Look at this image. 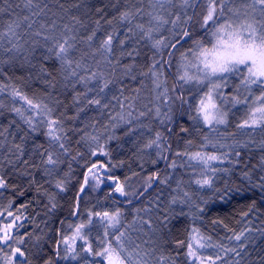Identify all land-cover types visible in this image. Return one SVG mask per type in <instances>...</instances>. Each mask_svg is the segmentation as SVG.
<instances>
[{
    "label": "snow or ice",
    "instance_id": "1",
    "mask_svg": "<svg viewBox=\"0 0 264 264\" xmlns=\"http://www.w3.org/2000/svg\"><path fill=\"white\" fill-rule=\"evenodd\" d=\"M144 2L99 0L97 4H89L87 0H54L50 7L49 0H0V75H4V65H12L27 72V79H32L35 73V78L47 86L45 94L38 98L35 95L30 97L16 84L0 81V96L7 93L12 101L9 111L19 118V122L13 119L7 126L0 125V152L6 150V154L0 155V189L10 186L3 173L4 162L21 177H29L31 173L27 169L39 167L31 161V155L35 154L40 158L45 176L50 178L48 183L61 192L66 191L70 172L60 177L59 165L71 154L68 132L83 131L66 128V122L80 119V114L88 109L98 110L103 115L111 100L119 101L120 96L112 94V86L118 80L117 72L135 80L136 60L141 54L138 45L150 42L153 55L146 71L141 69L140 75L151 77L155 99L167 109L162 112L159 106L155 108L160 123L173 124L176 117H187L192 122V130L200 131V125H203L210 132L217 133L215 137L204 134L198 151H189L193 141H185V150L175 152L168 167H184V164L178 165L176 159L184 157L194 176L189 183L199 189H213L220 193L221 201L230 199L233 194L258 190L264 201V139L257 145L261 152L259 163L251 168L245 164L241 170V181L248 185V189L233 188L227 182L223 189L215 185L217 173L232 172L231 168L216 167L215 163L240 165L244 161V150L249 149L250 144L256 145L252 134L264 133V0H147L151 8L147 12ZM81 9L85 10L83 14H74ZM144 16L148 17L146 23L140 22ZM42 18H48L50 23L41 22ZM104 25L108 27L104 28ZM166 25L171 26L167 29L171 39L157 38L156 34ZM102 28V34L98 35ZM39 50L43 51L38 58ZM49 61L53 62L50 67L47 66ZM173 68L175 71L170 74L174 81L169 86L166 73ZM18 79L24 81L25 77ZM58 85L64 89L72 88L74 115H56L57 108L63 103L53 94ZM78 86L82 90H78ZM228 89L231 91H226ZM119 92L123 95L122 88ZM238 106H243L244 116L236 123V128L243 130L250 139L241 141L235 138L236 133H230L227 135L233 142L224 143L227 136L219 131V126L228 125L229 113ZM120 107L124 108L123 102ZM128 107H132L131 103ZM5 108L7 105L0 99V115ZM150 112L151 108L141 111L136 119ZM116 119L109 116V122ZM119 120L132 124L122 114ZM176 126L178 132L171 127L166 129L168 136L180 138L181 133H190L189 127L178 123ZM13 127L15 131H11ZM139 127L151 131L148 125ZM136 131V127H129L125 135ZM36 134L47 138V146L35 142ZM116 138L108 136V140ZM30 139L34 145L31 152L27 148ZM85 139L97 143V147L91 149L92 156L98 152L109 155L104 146L99 145V136L84 133L77 143ZM166 141L165 133L157 131L143 147H155L157 155L168 160L163 152L170 151L171 145ZM209 146L216 151H206ZM225 148L228 151H219ZM68 167L71 170L70 163ZM256 168L261 174L254 180L252 170ZM105 169L106 165L95 162L88 167L71 210V216L79 222L68 224L70 235L62 229L54 230L58 238L49 237L53 246L47 250L44 246L46 233L20 232L24 228V224L17 223L21 220L18 214L21 209L17 208L14 213L11 211L12 201H9L8 206L0 211V264H60L61 261H74L75 264H241L242 253L247 254V244L241 242L242 237L247 239L245 233L252 229L228 237L241 242L238 247L213 242L212 236L196 225V221L202 218L204 207L193 199V194L179 180L172 189L175 194L171 195L167 207L161 208L157 196L155 219L150 206L133 209L136 215L130 222H126L125 211L119 206L101 211L93 208L82 213L80 201L85 185L91 179L95 181L93 190L99 188L104 183L100 173ZM108 179L113 182V192L108 196L115 193L127 198L130 195L143 196L157 182L169 185L171 177L152 173L138 194L127 192L125 183L118 177L109 176ZM33 183L34 178L29 180V184ZM41 187H37V192ZM44 194L48 197V213H53L58 207L56 193L45 190ZM201 201L203 204L209 202L202 197ZM126 202L132 203L131 200ZM173 206H179V211ZM26 207L21 205V208ZM255 207L253 201L249 211ZM243 215L247 216L248 212ZM81 216L84 218L80 219ZM182 216H190L192 223L185 230L183 239L173 240L171 221ZM59 223L63 225L64 221ZM216 223L218 221H213ZM94 229H97L95 239L92 238ZM132 233L138 234L135 239ZM139 233L149 238L144 240ZM259 259L264 264V255Z\"/></svg>",
    "mask_w": 264,
    "mask_h": 264
},
{
    "label": "trees",
    "instance_id": "2",
    "mask_svg": "<svg viewBox=\"0 0 264 264\" xmlns=\"http://www.w3.org/2000/svg\"><path fill=\"white\" fill-rule=\"evenodd\" d=\"M87 2L89 4H97L99 3V0H87ZM53 3L54 0H49L50 7L53 6ZM67 6L68 5L66 4V7ZM143 7L145 12L151 10L147 0H145ZM53 10L55 11L56 9L54 8ZM84 11V9H81L80 12L74 14L81 15ZM197 11H200V9H197ZM111 14H113V12L110 10V15ZM147 20L148 17L144 16L143 20L140 22L146 23ZM41 22L50 23V20L48 18H42ZM57 23L59 24L61 21L58 19ZM107 27V25H104V28ZM169 27L171 26L168 25L167 29ZM167 29H163L164 34L162 37L171 39V33L167 31ZM103 30L104 29L102 28L101 33H98V35L102 34ZM121 31L123 32L124 29H121ZM81 34H83V32H81ZM129 43H131V41ZM138 47L141 54L136 60L138 65L137 70L134 73L136 79L133 80L130 77H124L122 73L118 71L117 83L112 86V94L120 96V100H111L108 109L104 111L103 115H101L98 110L88 109L80 114V119L66 122V128L83 130L82 132H68V135L71 137L69 143L71 154L64 158V163L59 165L60 177H63L64 173L70 172L67 190L61 192L52 184L48 183L50 178L45 176L40 158L35 154L31 155V161L36 165H39V167L28 168L27 170L31 173V176L29 177H21L19 172L13 171L5 161L3 173L10 186L6 189H0V211H3V209L8 206L9 201H12L11 211L15 213L17 208L21 209L20 213H18L21 215V220L18 222L24 224V228H21L20 232H32L34 235H39L43 231L47 234L45 236V241H47L44 245L45 249L47 250L51 248L53 245L49 240V237L58 238L54 230L62 229L66 235H70L71 230L68 228V224L79 222L75 217L71 216L72 206L75 202L74 198L78 193L81 184L84 182L88 167L95 162L98 165H106V169L102 170L100 173L104 178V183H102L95 191L92 187L95 184V181L90 179L88 185H85V191L84 193H81L80 201V210L82 213L86 214L88 209L93 208L97 211H101L113 210L115 207L119 206L125 211L126 222H130L136 215L133 209L150 206L153 207L152 216L155 219L157 214L155 208L157 196L160 197L159 204L161 208L167 207L171 195L175 194L172 192V189L176 188L177 181L179 180L183 182V187L193 194V199L198 203H201V206L205 209L202 218L196 221V225L207 235H211L213 242L224 243L232 241L230 247H238L241 242L246 243L247 254L242 253L243 260L241 261V264H261L259 258L261 255H264V235H261V230H264V201L260 199L259 191L247 190L242 195L233 194L230 199L226 198L225 201H221L219 199L220 193H215L213 189H199L195 184L189 183L194 176L192 168L187 166L186 158H176L178 165L184 164V167L178 166L176 169L168 167L171 160L175 158V152H183L185 150V141L189 139L193 141L191 148L188 149L189 151H198L200 150L199 146L202 143L204 134H209L211 137H215L217 133L210 132L209 129L203 125H200V131L192 130V122L188 121L187 117H176V123L173 124H161L160 118L152 114L136 119L141 111H147V109L144 108L145 104L143 98L144 94H146L145 92H147L146 90L149 87L148 83L151 78L141 76L140 70L143 69L146 71L147 64L150 63V58L153 55V49L151 48L150 42H141ZM42 51L43 50L38 51V58ZM124 62L127 63L128 61L125 60ZM52 63V61L47 62V66L50 67ZM3 71L4 75H0V81H3L6 84H16L17 86H20L30 97L35 95L39 98L45 94L47 86L42 80L35 78V73L32 74V79H27V72L21 71L12 65H4ZM174 71L175 69L173 68L166 73L169 86H171L174 81V76L170 74L174 73ZM21 76L25 77L24 81L18 79ZM121 88L123 89V95H120L119 92V89ZM78 90L82 89H79L78 86ZM48 91L52 90L49 89ZM226 91H231V89ZM53 94L63 102L57 108V116L61 113H66L69 116L75 114L76 109L72 106V96L74 93L71 87L64 89L62 85H58ZM125 97L128 99L125 100ZM110 98L111 97H109V99ZM0 99H3L4 103L7 105V108L3 109V115H0V125L7 126L9 121L13 119H16L19 122V118L9 111L12 106V101L7 93L0 96ZM121 102L124 103L123 109L120 107ZM129 103L132 105L131 108L128 107ZM162 111H167L163 103ZM129 112H131V116H128ZM121 114L125 116L126 120H131L132 124L129 125L124 121H120L119 115ZM109 116L117 117V119L109 122ZM243 116V106L233 108L229 113L228 125L219 126V131L227 136V139L223 141L224 143L231 144L233 142L232 137L227 135L230 133H236L235 138L241 141L250 139L243 130H237L236 128V123H238ZM177 123L189 127L190 133H181L180 138L176 135L168 136L166 129L169 127L173 128L175 132L179 131L176 126ZM113 124H116L117 126L113 128ZM105 125H107V128H105ZM140 125H148L151 131H149L148 128L139 127ZM129 127H136L137 131L132 135H125V132ZM11 131H15V128L13 127ZM157 131L164 132L165 136H167L166 143L171 145L170 151L163 152V155L168 157V160L161 159L157 155V149L155 147H143L150 138H154ZM84 133H87L90 136H99V145H103L104 149L109 152V155L103 156L98 152L96 156H92L91 149L96 148L97 143L91 140L85 139L80 143H77L80 136ZM110 135H114L117 138L108 140V136ZM251 138L255 139L256 145L250 144V150H244V161L240 165L233 166L227 162L224 164L214 162L216 167L232 169L231 174H225L223 172L217 173L215 180L217 188L223 189L225 182H227L233 188L239 186L248 189V185L241 181V170L244 169L245 164L251 168L252 165L259 163L261 152L257 145L261 139H264V133L257 131L252 134ZM8 139L11 141V137ZM16 142L19 143V139H17ZM35 142L47 146V138L43 135L36 134ZM8 146H10V144ZM33 146V140L30 139L27 144L29 152H31ZM205 150L208 152L216 151V149H213L210 146ZM219 151L224 152L228 151V149H220ZM77 153H80V155H77ZM4 154H6V150L0 152V155ZM73 156H75L76 159H72ZM152 161H156V163L154 164ZM69 163L71 164V170H69L68 167ZM22 170L23 169L21 168V171ZM199 171L200 169L197 167L196 172L199 173ZM154 172H159L161 177L169 175L171 177L169 185H162L158 182L156 184L154 183L152 188H149L147 192H144L143 196L130 195L125 198L120 197L119 194L115 193L112 196H108V193L113 192V182L108 179L109 176L118 177L122 183H125L127 192H135L138 194L143 191L146 178ZM252 174L253 179L255 180L261 173L260 170L256 168L252 170ZM33 178L35 183L29 184V180ZM38 186H42L39 192L36 190ZM45 190L56 193L58 207L53 213H48L46 207V205H48V197L44 194ZM21 192H23V195L20 194ZM201 197L209 202L203 204ZM127 200H131L132 203L128 204L126 202ZM253 201L256 202V207L249 211ZM21 205H27V207L21 208ZM173 207L177 212L179 211V206ZM184 211H188L187 207H184ZM245 212H248L247 216L243 215ZM141 215H143V213H141ZM83 218L84 216L80 217V219ZM60 220L64 221L63 225L59 223ZM213 221H218V223L213 224ZM191 223L192 219L190 216H182L173 219L170 224V227H172L173 230V240L183 239L185 230L191 225ZM245 229H252V231L245 233L247 239L243 237L242 241L237 243L234 242V239H228V237L233 236L234 233L238 234ZM144 231H147V228H145ZM136 234L132 233V235ZM96 235L97 229H94L92 232V238L95 239ZM229 257L233 259V257ZM60 264L66 263L65 261H61Z\"/></svg>",
    "mask_w": 264,
    "mask_h": 264
},
{
    "label": "rangeland",
    "instance_id": "3",
    "mask_svg": "<svg viewBox=\"0 0 264 264\" xmlns=\"http://www.w3.org/2000/svg\"><path fill=\"white\" fill-rule=\"evenodd\" d=\"M167 26L168 25H166L165 26V29H167ZM164 33H163V30H161V32L160 33H158V34H156L157 35V38H160V37H162V35H163ZM148 89L146 90L147 92H145L146 94H144V98H143V102H144V104H145V109H147L148 110V108H151L152 109V112H150L149 114H152V115H154V116H156L155 115V108L157 107V106H159L160 108H161V111H162V103H160L161 101H157L156 99H155V92L153 91V84H152V79L150 78V81H149V83H148ZM163 112V111H162ZM17 223H19V222H17ZM97 229H99V226H97ZM100 231H102V229H99ZM136 234V233H135ZM138 234H136V235H133V238L135 239L136 238V236H137ZM139 235L141 236V238L142 239H144V240H147L149 237L148 236H144L143 235V233H139ZM243 238V237H242ZM137 242H140V241H137ZM214 242H216V241H214ZM234 242H236L237 243V241H235L234 240ZM79 243V242H78ZM218 243V242H217ZM223 244H225L226 246H231V244H232V241H228V242H224ZM209 251H211V250H209ZM229 259H231L230 257H229ZM65 263L66 264H75V262L74 261H65Z\"/></svg>",
    "mask_w": 264,
    "mask_h": 264
},
{
    "label": "water",
    "instance_id": "4",
    "mask_svg": "<svg viewBox=\"0 0 264 264\" xmlns=\"http://www.w3.org/2000/svg\"><path fill=\"white\" fill-rule=\"evenodd\" d=\"M156 184V183H155Z\"/></svg>",
    "mask_w": 264,
    "mask_h": 264
}]
</instances>
